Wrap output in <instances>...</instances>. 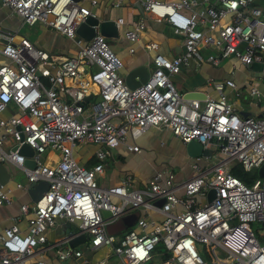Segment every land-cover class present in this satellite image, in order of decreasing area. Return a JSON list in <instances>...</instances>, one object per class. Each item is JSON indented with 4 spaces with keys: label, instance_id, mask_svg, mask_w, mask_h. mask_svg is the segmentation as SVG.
I'll return each mask as SVG.
<instances>
[{
    "label": "built area",
    "instance_id": "1",
    "mask_svg": "<svg viewBox=\"0 0 264 264\" xmlns=\"http://www.w3.org/2000/svg\"><path fill=\"white\" fill-rule=\"evenodd\" d=\"M80 1L0 0L25 25L41 24L77 47L74 54L61 56L25 38L16 41L15 31L0 30V114L11 111L10 105L14 110L0 117V163L20 167L28 184L48 183L36 203L20 207L22 214L31 215L27 232L13 223L0 233V264H47L32 261L40 246L54 249L52 264H77L82 252L67 242L80 235L87 237L91 250L109 248L121 264H264V180L258 177L245 185L229 171L232 162L245 171L264 164V117L237 114L225 91L235 89L230 79H208L216 97L203 101L184 98L172 82L191 61L216 66L234 59L239 67L259 65L264 84V8L254 5L255 0H137L143 14L164 22L180 38L182 52L172 59L156 55L147 81L131 89L98 25L91 27L95 35L87 42L76 35L88 17L96 19ZM115 23L118 28L123 20ZM144 29L140 20L125 38L138 42ZM156 48L155 43L145 45ZM249 96H259L254 83ZM87 97L91 99L84 102ZM150 128L166 129L183 144L195 141L215 151L217 162L195 159L191 175L180 181L172 171L156 172L144 190L134 189L130 176L117 185L98 186L96 178L110 150ZM8 138L13 149L6 152L1 145ZM84 144L99 146L90 168L73 156V149ZM23 145L34 150L31 169L19 153ZM47 152L57 153L56 160L44 162ZM2 187L0 207L11 203ZM160 200L164 203L158 206ZM137 211L143 215L133 227L120 235L109 231ZM59 222L74 231L47 244V231ZM158 245L162 247L156 252ZM197 245L204 247L202 254Z\"/></svg>",
    "mask_w": 264,
    "mask_h": 264
},
{
    "label": "crops",
    "instance_id": "2",
    "mask_svg": "<svg viewBox=\"0 0 264 264\" xmlns=\"http://www.w3.org/2000/svg\"><path fill=\"white\" fill-rule=\"evenodd\" d=\"M90 1L81 0L80 3L89 7L98 21L112 20L116 22L118 19L123 20V23L118 25L119 37L116 39L128 45L123 55L115 53L122 63L119 75L123 80L129 71L138 67H145L151 74L154 69L153 58L156 55L172 59L182 52L180 38L175 36L164 22H159L151 16L143 14L137 0H117L120 3L118 6L115 5L114 0H97L95 6H91ZM140 20L143 21L145 29L139 41L131 43L125 38V32L130 30L133 24ZM24 25L19 16L0 5V30L15 31L16 41L20 38L29 40L19 34L20 29ZM37 29L38 32L34 34L35 37H31V40H29L35 47L61 56L70 55L68 53L70 46L74 51L77 50L73 41L53 30L41 24ZM65 40L70 43L67 51L57 53L58 50L61 51L60 46L64 44ZM148 43L157 44V48L155 50L145 49V45ZM129 50H132V52ZM223 61L227 62L225 66H221ZM259 70L260 66L257 64H253L248 68L239 67L234 59L222 60L216 66L210 64L198 66L194 61H191L188 66L181 69L180 74L172 77V82L184 98L188 92H195L199 97L193 99L203 101L206 96L216 97L212 87L207 85L208 79H230L235 83V89H226L225 91L237 114L248 112L252 117H259L264 114V84L260 80ZM253 83L258 88L259 96L258 98L251 97V99L255 100L254 104L250 102L243 105L241 100L245 101L246 97H243L242 91L246 89L249 96V86ZM187 86L189 87L187 88ZM9 110L11 111L1 113L0 117L7 118L14 112L12 105H10ZM127 145L137 146L139 151H130ZM183 146L184 144L180 140L163 128H150L135 140L127 136L125 144L110 150V156L105 161L103 173L97 176L96 181H100L101 187H108L117 185L125 177L130 176L132 187L144 190L148 181L156 172L166 170L172 171L176 180H183L191 175V164L187 166L191 159L186 155ZM1 149L6 152L12 150V140L6 139L1 145ZM98 149L99 146L95 144L79 145L73 149V156L81 166L90 168L96 162L95 152ZM56 157L57 153L47 152L44 155V162L51 163L56 160ZM201 163H204V160H201ZM0 164L3 165L8 174V178L2 188L9 191L11 198V203L0 207V233L13 223L19 227L21 233H25L27 232V223L31 215L22 214L20 207L22 205L30 207L33 205L28 194L30 184L27 183L26 175L20 167L8 162ZM25 167L31 169L29 166ZM167 167L170 169H166ZM106 171L109 172L108 179ZM18 184H21L22 188H18ZM135 213L138 214V217L143 215L141 211ZM151 217L158 220L161 218L159 214L155 213H151ZM124 225L122 217L109 230L111 229L110 232L120 235L127 230ZM66 226L67 224L59 222L55 227L49 229L46 233L47 244L64 238L68 234L66 233ZM72 231H74V227L69 226V232ZM74 249L82 252L87 264H94L100 260H105L108 264H115L109 248L91 250L88 248V244L82 243ZM35 260H41L47 264L54 263L56 260L54 249L40 246L32 257V261Z\"/></svg>",
    "mask_w": 264,
    "mask_h": 264
},
{
    "label": "water",
    "instance_id": "3",
    "mask_svg": "<svg viewBox=\"0 0 264 264\" xmlns=\"http://www.w3.org/2000/svg\"><path fill=\"white\" fill-rule=\"evenodd\" d=\"M98 25V31L99 34L102 35L104 38H113L116 39L119 37V31L116 26V23L112 20H104V21H98L95 18L88 17L85 22H83L76 30V35L81 37L84 41H89L94 35H95V30L91 28L92 26H97ZM149 72L145 67H138L135 68L131 71H129L125 78L124 82L125 84L133 89L141 84L145 83L147 79L149 78ZM199 97L197 93L195 92H188L185 96V98L188 99H193ZM91 99V97H87L84 99V102H88ZM241 117L245 116H250V114L247 113H242L240 114ZM259 117H264V114H261ZM184 151L186 155L190 159H199V158H209L212 153L209 149H204L199 143L195 141L188 142L184 144L183 146ZM19 153L22 154L26 160L24 161L25 166H29L30 168L34 167V163L32 161V157L34 154V150L28 147L27 145L21 146ZM0 187L4 186L5 180L8 178V174L5 171L4 167L2 164H0ZM257 175L259 178L264 180V164L260 166V168L257 171ZM6 178V179H5ZM48 183L45 181H40L36 183H32L28 187V194L31 198V201L33 203H36L42 196V194L47 190ZM214 196V191L211 190L208 193V202H210L213 199ZM164 203V200H160L157 205L161 206ZM103 217H107L108 213L103 212L102 213ZM125 220H123V223ZM127 224V223H126ZM125 228L129 226L124 225ZM67 230L66 233H69V225L66 226ZM111 230V229H110ZM109 230V231H110ZM87 237L85 235H80L74 239H71L67 242L68 246L72 249L76 248L78 245L82 243H86ZM84 258L77 259V263H82Z\"/></svg>",
    "mask_w": 264,
    "mask_h": 264
},
{
    "label": "rangeland",
    "instance_id": "4",
    "mask_svg": "<svg viewBox=\"0 0 264 264\" xmlns=\"http://www.w3.org/2000/svg\"><path fill=\"white\" fill-rule=\"evenodd\" d=\"M255 1H259V0H255ZM39 25L40 24H35V25H33V26H28V25H24L21 29H20V35L21 36H24V37H27L29 40H31V37L32 38H34L35 37V35L34 34H36L37 32H38V27H39ZM121 36V35H120ZM121 38H123V37H121ZM64 40V39H63ZM124 40V39H123ZM105 42L107 43V45H108V47H109V49L115 54V53H118V54H121V55H123L124 54V52H125V49L127 48V45L128 44H123L122 42H120L119 40H117V39H113V38H105ZM70 46V43L69 42H67L66 40H65V42H64V44L62 45V46H60V50L61 51H59L58 50V52L57 53H60V52H65V51H67V48ZM68 53L69 54H74L75 53V51H74V49H72V47L70 46V48H69V50H68ZM226 61H223L222 63H221V66H225L226 65ZM189 86H187V88H188ZM177 88V87H176ZM248 91L245 89V90H243L242 91V95H243V97H246L245 98V101H243V100H241V102H242V104L243 105H246V104H249L250 102L251 103H255V100H253V99H251V97H249L248 95ZM79 148V147H78ZM213 155H215V156H213ZM219 160V159H218ZM208 161H209V163H211V164H215L216 162H217V156H216V154H215V151L213 152V154H212V156H210L209 158H208ZM205 163H207V161L205 162ZM232 163H234V162H232ZM232 163H230L229 164V167H230V165L232 164ZM192 165L193 164V159H191L190 161H189V163H187V166L188 165ZM202 164V163H201ZM166 169H170V168H166ZM188 169V168H187ZM252 170H254L255 172H256V174H257V171H258V169H252ZM177 171H178V168H177ZM107 172V179H108V175H109V172L108 171H106ZM258 176V175H257ZM107 179H106V181H107ZM97 185L98 186H101V183H100V181L99 180H97ZM159 247H162V245H158ZM197 247V249H198V251H199V253H203L204 252V247L202 246V245H197L196 246ZM113 261H114V263L115 264H121L120 263V261L116 258V257H113ZM157 261V259H155V260H153L152 261V263H154V262H156Z\"/></svg>",
    "mask_w": 264,
    "mask_h": 264
},
{
    "label": "trees",
    "instance_id": "5",
    "mask_svg": "<svg viewBox=\"0 0 264 264\" xmlns=\"http://www.w3.org/2000/svg\"><path fill=\"white\" fill-rule=\"evenodd\" d=\"M254 5L263 7L264 8V0L255 1ZM229 171L231 175L238 178L240 181H242L245 185H251L257 178V174L254 170L245 171L242 166L238 163H232L229 167ZM138 218L137 213H129L123 217V220H125V225L129 226L127 227V230L131 228V226L134 225ZM127 223V224H126ZM161 250V247H156V252H159ZM165 257H162V259Z\"/></svg>",
    "mask_w": 264,
    "mask_h": 264
}]
</instances>
